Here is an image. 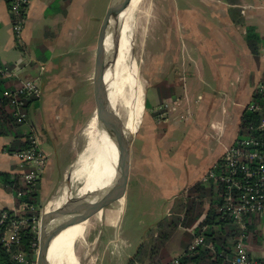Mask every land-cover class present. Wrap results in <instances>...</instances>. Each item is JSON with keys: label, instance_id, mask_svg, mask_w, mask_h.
<instances>
[{"label": "crops", "instance_id": "obj_1", "mask_svg": "<svg viewBox=\"0 0 264 264\" xmlns=\"http://www.w3.org/2000/svg\"><path fill=\"white\" fill-rule=\"evenodd\" d=\"M89 1L30 0L17 40L8 2L0 0L2 78L8 89L31 81L41 90L27 107V121L18 128L23 135H36L47 159L36 188L38 201L52 195L55 177L60 181L70 169L72 159L67 157L82 127L78 119L86 93L94 92L95 46L109 0L101 15L87 12ZM170 6L163 40L157 37L155 65L147 71L152 89L150 98L149 88L145 93L148 122L137 154L129 151L128 171L157 184L171 209L166 218L175 200L184 198L194 184H212L207 174L238 137L241 115L264 77V0H170ZM85 22L92 42L85 43ZM12 140V135H0V172L19 175L25 183L29 166L5 150ZM209 202L207 197L199 221ZM4 208L16 211V197L0 181V209ZM245 222L254 227L244 241L249 256L264 259V214ZM197 223L186 229L188 242L181 254L190 249ZM174 235L179 241L183 237ZM233 244L226 242L225 249L230 245L232 253L228 256L222 248L220 262L231 264Z\"/></svg>", "mask_w": 264, "mask_h": 264}, {"label": "rangeland", "instance_id": "obj_2", "mask_svg": "<svg viewBox=\"0 0 264 264\" xmlns=\"http://www.w3.org/2000/svg\"><path fill=\"white\" fill-rule=\"evenodd\" d=\"M89 2L90 3L87 12H93L95 15H101L104 9V5L107 3V0H90ZM140 7L143 11L145 9L148 11L149 18L148 21L136 18L135 29L133 34V46L131 52L135 57L136 61L140 64V73L142 77L146 80V89H148L149 79L147 76V71L149 70L148 68H151L155 65L156 55L154 52L155 47H157V37H159L160 40H163V27L165 26V28L167 29L166 20L167 17L168 20L170 18V15H168V13L171 6L170 0H144ZM87 26L88 25L85 22V43L93 41L91 29ZM95 28L96 24L94 23V30ZM97 40L93 59L94 70L96 65L95 61ZM93 77L94 71L91 79ZM146 89L144 91L143 110V112L145 113H143L138 131L136 132L131 141V148H129V151H132L131 154L133 155L137 154L139 147L142 145L141 137L144 134V130L148 122V106H145ZM93 93L94 92H92L91 89L89 92L86 93V106L84 108L83 113L81 112V117L78 119L79 122L82 123V127L80 130H82V128H85V123L88 122L89 118L95 111L96 102ZM151 93L152 89L150 87L147 93L148 98H150L149 96L151 95ZM22 125L24 124H21L20 127ZM80 130L76 133L75 138L72 141L73 143L71 144V155L68 156L69 154H67L68 157L66 156L67 159H72V165L80 159L79 155L82 150L81 143L83 141V137L80 135ZM31 133L33 132L31 131ZM190 156L192 157V154ZM115 167L116 166H114L105 181L102 182L100 190H104L110 185L115 175ZM68 170L69 175H62L63 177H61L60 181L59 179H57L58 176L55 177V182H57V185L54 183L52 185V188H55L57 186L55 192L44 201H38L39 203L34 206L33 212L36 210V208H38L40 212L38 216H35L34 214L32 216V228L35 229L34 233L36 234L37 238L39 217L41 214L43 215L44 208L46 207L47 203L50 201L52 196L57 193V190H59V188H61L63 185H67L68 183H70L72 179V177H70L71 169ZM183 200V197L179 198L175 200L173 204L177 203L179 205L182 203L180 201ZM169 210H171L170 206L163 198L160 188L157 186L156 183H154L150 179H147L145 176L135 175L133 172H129L127 176V184L125 187L124 196L103 207L102 214L100 217L94 216L89 220L84 234V240L81 239L76 245V254L78 256L80 264H127L128 260L135 254L137 247L145 240L148 241L150 239V236H148L147 234L148 229L154 228L157 222L161 219V217H164L166 213L169 212ZM182 213L183 210L177 206L176 210L174 209L170 217H176L177 215H182ZM27 224L28 222L24 225L26 226ZM187 228L188 227L181 225L177 229L176 232L183 235V237L180 238V241L178 240V237H175L174 235L167 242V252L171 256L177 257L178 254H181V252L183 251L182 248L186 246L188 242L186 240L188 239V236L185 235ZM9 236L10 233L6 235L7 238H9ZM35 246L36 249L34 251L33 257L35 259L36 264L38 253V241L36 243H32V247ZM17 254L18 253H14L12 256L15 257ZM22 258V261H26L25 255H23Z\"/></svg>", "mask_w": 264, "mask_h": 264}, {"label": "bare ground", "instance_id": "obj_3", "mask_svg": "<svg viewBox=\"0 0 264 264\" xmlns=\"http://www.w3.org/2000/svg\"><path fill=\"white\" fill-rule=\"evenodd\" d=\"M143 1L129 0L125 9L113 21L110 37L106 39L110 65L105 73V82L111 104L120 119L123 135L127 138L138 131L147 87V82L140 73V64L131 52L136 18L145 21L149 18L148 11H143L140 7ZM87 123L80 133L83 137L82 150L79 161L70 171L72 179L52 196L43 215L55 211L76 193L84 195L100 190L102 182L116 165V146L102 110H95ZM68 173L69 170L64 176L69 175ZM101 214L102 208L93 203L88 209L61 220L52 232L47 252L49 264H80L76 245L84 238L89 220L94 216L100 217Z\"/></svg>", "mask_w": 264, "mask_h": 264}, {"label": "trees", "instance_id": "obj_4", "mask_svg": "<svg viewBox=\"0 0 264 264\" xmlns=\"http://www.w3.org/2000/svg\"><path fill=\"white\" fill-rule=\"evenodd\" d=\"M2 77L0 75V135L13 136L12 142L5 148L8 153L12 154L27 149L29 143L27 134L23 135L18 132L20 125L11 116L12 108L9 106L8 100L2 98L3 91L9 88L6 80ZM35 100L32 98L25 99V108L27 109L30 102L32 103ZM257 120L258 117L255 114L244 110L240 119L238 138L248 135L250 133L249 127L254 126ZM0 181L16 197V211L6 208L0 209V219L3 212L7 215L4 222L0 223V264H35L33 254L37 245L32 247V243H36L38 238L34 233L35 229L32 228V216L33 214L38 216L40 212L38 208L34 212L29 210V208L20 211L18 208L24 202H27L33 208L38 204V191L36 190L38 182L35 187L29 190V186L23 183L19 175L7 172H0ZM18 193H20V196L17 195ZM220 194V186L213 183L207 185L206 183L198 182L190 187L184 200L180 201L182 203L179 205L175 203L174 209L176 210L177 206L181 208L183 210L182 215L163 217L157 222L155 228L148 229L147 234L150 239L148 241L145 240L137 247L135 254L128 260L127 264H170L172 259L167 252V242L173 237L179 226L191 227L197 221L198 223L191 235V240L193 241L196 236H201L203 243L194 246L192 249H186L185 253L178 257L179 264H227L225 261L220 262L224 254L223 249L226 248L227 241H234L233 247L235 248V241L239 236L240 230L231 220L220 217ZM207 197L210 198L209 206L204 218L199 221L203 214V204ZM19 218H28V224L20 227L18 243H13L10 249H7L1 237L9 229L10 223ZM251 224L250 222L246 224V234L250 233L254 228ZM203 227L205 229H202ZM209 246H212L213 249H210ZM231 250L230 245L228 249H225L228 256H231ZM14 253L25 255L26 261H18L12 256ZM260 260L264 262V259Z\"/></svg>", "mask_w": 264, "mask_h": 264}, {"label": "built area", "instance_id": "obj_5", "mask_svg": "<svg viewBox=\"0 0 264 264\" xmlns=\"http://www.w3.org/2000/svg\"><path fill=\"white\" fill-rule=\"evenodd\" d=\"M29 2L30 0L8 1L13 33L17 40L20 39L25 23V9ZM0 75L3 76L1 68ZM255 90V98L246 105L245 110L258 117L257 123L249 127L248 135L237 137L231 145L225 147L220 161L207 174L208 179L221 188L220 217L231 220L240 230L231 264H264L262 260L249 256L244 243L246 218L264 214V77L257 83ZM40 95L41 90L36 83L25 81L18 88L5 89L2 98L8 100L12 108L11 116L21 125L28 118L25 99L37 100ZM27 141L29 147L16 152V155L29 166L23 179L31 190L39 181L45 168L46 156L39 148V140L34 133H27ZM26 208L34 209L30 204L22 203L19 211ZM6 217V213L3 212L1 224ZM27 222L28 218H19L10 223L9 229L1 237L7 249H10L13 243H18L19 229ZM8 233H10L9 238L6 237ZM202 243L203 238L196 236L190 248ZM209 247L213 249L212 246ZM22 256L18 253L14 258L22 261ZM170 264H179V259H172Z\"/></svg>", "mask_w": 264, "mask_h": 264}, {"label": "water", "instance_id": "obj_6", "mask_svg": "<svg viewBox=\"0 0 264 264\" xmlns=\"http://www.w3.org/2000/svg\"><path fill=\"white\" fill-rule=\"evenodd\" d=\"M128 3L129 0H109L100 24L93 77V91L96 102L95 110H102L104 121L111 129L112 138L116 146L115 175L106 189L90 191L84 195H77L76 193L55 211L47 215H40L36 264H49L47 252L52 232L61 220L80 210L88 209L93 203L99 204L103 208L107 204L124 196L129 171V148L134 135L128 138L123 135L120 119L108 95L105 73L110 65V55L106 48V39L110 37V29L113 21L125 9ZM74 165L75 163L70 169Z\"/></svg>", "mask_w": 264, "mask_h": 264}]
</instances>
